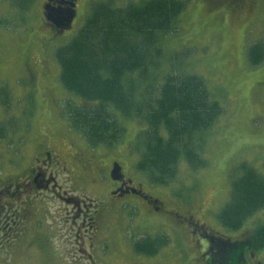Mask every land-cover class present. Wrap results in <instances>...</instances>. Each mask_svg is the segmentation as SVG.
<instances>
[{"label":"rangeland","instance_id":"obj_1","mask_svg":"<svg viewBox=\"0 0 264 264\" xmlns=\"http://www.w3.org/2000/svg\"><path fill=\"white\" fill-rule=\"evenodd\" d=\"M94 1L106 0H78V13L71 29L51 37L53 40L48 43L47 31L41 25L43 0L32 1L27 9H18L15 0H0V121L10 119L19 126V120L26 119L27 123L38 124L36 131L43 132L55 126L63 137L69 129L65 108L69 101L80 102L62 87L55 49L75 37L85 22L89 4ZM111 1L117 7L143 0ZM183 1L186 8L176 30L161 38L162 58L158 65L150 68L147 80L137 79V74L132 76L138 82L140 95L147 93L150 97L169 73L185 72L204 80L223 109L201 134L202 156L207 165L194 171L181 157L177 175L168 185L149 183L144 174L135 170L142 154L137 135L146 123L121 117L110 109L123 129L117 141L120 154L116 157L123 172L160 201L158 214L136 217L132 207V216L126 215L119 223L121 227L112 226L115 222L108 215L106 219L114 230L104 239L107 232L91 234L88 229L91 215L86 210L83 216L76 215L73 205L46 194L34 197L36 193L32 192L34 206L30 207L29 224L32 231L17 240L1 239L0 234V264H147L141 260L143 256L135 241L158 238L159 233L168 240L162 264H205L208 257L203 255L207 246L202 231L217 241H224L225 235L231 242L227 248L234 251L237 239L249 241L264 223V209L247 218L239 231L232 232L218 221V213L230 196L232 172L238 176V167L245 162L264 179V59L257 66L247 60L248 47L264 40V0ZM29 63L36 72L35 78L27 71ZM67 146V140L61 143L63 153L68 151ZM1 159L3 156L0 165L4 160ZM71 173L77 175L78 184L72 174L69 181L65 173L62 178L66 194L91 197L89 179L81 176L78 168ZM8 176V170L0 173V186L9 184ZM169 208L178 216L193 215L201 230L192 233V226L180 223L181 217L165 213ZM82 218L84 226L80 225ZM247 254L249 264H264V247L255 251L249 244Z\"/></svg>","mask_w":264,"mask_h":264},{"label":"trees","instance_id":"obj_2","mask_svg":"<svg viewBox=\"0 0 264 264\" xmlns=\"http://www.w3.org/2000/svg\"><path fill=\"white\" fill-rule=\"evenodd\" d=\"M32 1L15 0L18 9H27ZM185 8L183 0H143L117 7L111 0L91 2L80 30L54 54L63 89L80 102L69 101L65 108L69 128L87 145L111 147L123 129L110 109L145 122L137 135L142 154L135 170L155 185H168L175 178L181 157L194 171L207 165L201 134L223 111L198 75L169 73L153 97L140 95L132 76L148 79L150 68L162 58L161 38L176 30ZM263 59L264 40L248 47L251 65ZM238 170V176L231 173L230 196L218 213L219 224L230 231L264 209V179L245 162ZM158 241V245L168 242L163 235L146 237L135 241V247L150 255ZM247 244L255 251L264 247V223Z\"/></svg>","mask_w":264,"mask_h":264},{"label":"flooded vegetation","instance_id":"obj_3","mask_svg":"<svg viewBox=\"0 0 264 264\" xmlns=\"http://www.w3.org/2000/svg\"><path fill=\"white\" fill-rule=\"evenodd\" d=\"M77 4L78 0H43L41 25L47 31L48 38L45 39L48 43L52 42L51 37L55 38L71 29L78 13ZM44 6L48 7L47 10ZM57 12L61 19L57 21L58 24L50 22L45 16L53 18L52 16ZM40 62L43 68V63ZM31 67L29 63L27 71L30 72L31 77L35 78L36 72ZM19 121L17 123L19 126L10 119L0 121V156L4 159H1L3 162L0 165V173L2 171L6 173L8 170L9 175V184L0 186L1 239L17 240L21 236L29 235L32 231L29 226L32 217L30 207L34 206L32 205L34 201L30 198L32 192L36 193L34 197H42L40 194H46L61 203L73 205L72 209L77 212L76 215L80 213V216H83L82 213L86 210L91 215L88 217L90 221L88 229L91 234L107 232L104 239L114 230L110 226V221L106 219L109 216L115 222L112 226L121 227L119 223L126 215H131L132 207L135 208L136 217L144 218V216L151 217L158 214L161 208L160 201L146 193L140 183H135L132 177L123 172L122 165L116 157L120 154L117 141L111 147L90 146L81 134H77L70 128L66 129L62 137L53 125L51 130L43 132L41 129L36 131L38 124L27 123L26 119ZM66 140L68 151L63 153L60 146ZM114 162L121 168V176L118 179H113L111 176ZM75 168L80 169L81 176L89 179L88 186L92 188L89 189L91 197L85 195L79 198L74 194H66L62 177L67 173V179L71 181L75 177L73 181L78 184L77 175L71 173ZM56 177H59L61 181H57ZM134 198H137V202L132 203ZM165 213L178 216L170 208ZM180 217V223L192 226L194 229L192 233L201 230V226L195 222L193 215H180L177 218ZM72 219H75V216ZM84 223L85 220L82 218L80 225L84 226ZM241 227L234 231H239ZM208 234L207 231L201 233L205 237L204 243L207 246L203 252V255L208 257L205 264H234V259L236 264H249L248 244L245 238L237 239L235 250L230 251L227 246H230L231 242L225 235L222 236L224 241H217V239L212 240L211 235ZM160 235L161 233L156 234L158 238ZM153 237L155 236H151ZM93 239L94 236H92ZM164 247V245L158 247L153 244L152 248L155 252L150 255L139 253L143 256L141 260L147 264H162ZM251 257L253 258V255Z\"/></svg>","mask_w":264,"mask_h":264},{"label":"water","instance_id":"obj_4","mask_svg":"<svg viewBox=\"0 0 264 264\" xmlns=\"http://www.w3.org/2000/svg\"><path fill=\"white\" fill-rule=\"evenodd\" d=\"M44 8H45V10H47V8L48 7H46V6H44ZM46 16V18L50 21V22H55L56 24H58L57 23V21L58 20H61L60 18H59V16H58V12L57 13H55L52 17L53 18H50V17H48L47 15H45ZM70 18H72V17H70ZM70 20V19H69ZM72 21V20H71ZM70 21V22H71ZM69 22V23H70ZM120 170H121V168H120V166L116 163V162H114L113 163V169H112V172H111V176L113 177V179L115 178V179H118L119 178V176H121L120 175Z\"/></svg>","mask_w":264,"mask_h":264}]
</instances>
